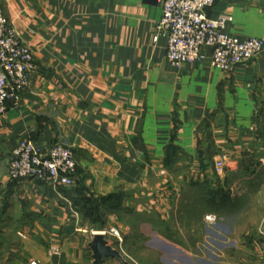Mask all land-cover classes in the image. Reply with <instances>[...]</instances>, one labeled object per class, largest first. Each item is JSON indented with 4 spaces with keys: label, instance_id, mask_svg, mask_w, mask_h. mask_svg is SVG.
Instances as JSON below:
<instances>
[{
    "label": "crops",
    "instance_id": "1",
    "mask_svg": "<svg viewBox=\"0 0 264 264\" xmlns=\"http://www.w3.org/2000/svg\"><path fill=\"white\" fill-rule=\"evenodd\" d=\"M0 5L38 66L0 114V264H93L89 245L104 232L124 257L151 241L184 264L208 240L258 251L247 235L264 227V51L224 73L205 47L202 61L177 69L167 37L155 40L159 0ZM206 16L232 18L224 33L241 42L264 40V0H216ZM25 139L71 147L75 185L12 181L10 156Z\"/></svg>",
    "mask_w": 264,
    "mask_h": 264
},
{
    "label": "built area",
    "instance_id": "2",
    "mask_svg": "<svg viewBox=\"0 0 264 264\" xmlns=\"http://www.w3.org/2000/svg\"><path fill=\"white\" fill-rule=\"evenodd\" d=\"M162 18L155 26V40L168 39L167 59L177 69L186 64L202 61V50L212 49L211 65L224 73L258 58L264 51V40L251 38L239 41L224 33L230 17L217 20L206 16L216 0H159ZM38 66L32 51L10 24L0 5V114L8 110V103L17 104L31 87ZM218 175L225 171V161L216 162ZM77 163L71 147L62 142L49 148H40L30 139L20 141L10 156L9 178L15 182L25 180L51 182L55 186L75 185ZM205 220L214 223L215 215ZM106 235L107 233H102ZM110 235L119 237L117 229Z\"/></svg>",
    "mask_w": 264,
    "mask_h": 264
},
{
    "label": "rangeland",
    "instance_id": "3",
    "mask_svg": "<svg viewBox=\"0 0 264 264\" xmlns=\"http://www.w3.org/2000/svg\"><path fill=\"white\" fill-rule=\"evenodd\" d=\"M264 213V211H263ZM219 219L217 218L216 222L209 223L207 222V225L210 229H213V227L219 222ZM238 225V224H237ZM239 227V228H238ZM237 230L235 228L233 229V237L240 236L239 233H242L244 231L245 227L241 228V225H239ZM254 231L256 233L252 234H246L247 237H252L260 239V242H256L257 252L254 253V251L249 246V243H247V249L246 244H242V242L238 241H231V240H223V241H203L199 244L202 245L203 251V257H200L201 259L205 260L207 263L205 264H264V234L263 229L264 227L261 225L259 227L253 226ZM262 230V231H261ZM261 232V233H260ZM246 238V237H245ZM186 244V243H185ZM141 243H137V246H135L134 253H131L132 256L126 255L124 258L130 263V264H184L183 263V257L179 255L178 258L174 260L172 257V253H176L173 251L170 247L161 244L156 243L155 241H151L148 243H145V246L141 248ZM144 245V243H143ZM160 247L162 250L165 251V254L160 252L157 254V251H154L152 249V246ZM183 245V243H182ZM223 245V247H220ZM140 246V247H139ZM191 248H194L193 245H188ZM131 247V246H130ZM139 247V248H138ZM198 248V247H197ZM250 248V249H249ZM130 251L127 250V253L124 254H130ZM168 252V253H167ZM169 254V255H167ZM171 255V256H170ZM177 254H174L176 256ZM200 258H192V264H203L202 260Z\"/></svg>",
    "mask_w": 264,
    "mask_h": 264
},
{
    "label": "water",
    "instance_id": "4",
    "mask_svg": "<svg viewBox=\"0 0 264 264\" xmlns=\"http://www.w3.org/2000/svg\"><path fill=\"white\" fill-rule=\"evenodd\" d=\"M93 253V264H104L107 259H116L122 264H130L122 255L121 251L113 248L106 236L102 233L94 235L92 242L89 245Z\"/></svg>",
    "mask_w": 264,
    "mask_h": 264
}]
</instances>
